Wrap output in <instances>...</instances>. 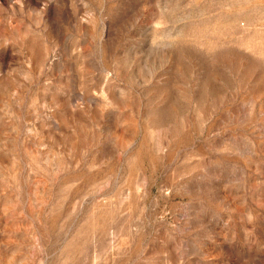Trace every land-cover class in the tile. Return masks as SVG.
Segmentation results:
<instances>
[{
    "label": "rangeland",
    "instance_id": "1",
    "mask_svg": "<svg viewBox=\"0 0 264 264\" xmlns=\"http://www.w3.org/2000/svg\"><path fill=\"white\" fill-rule=\"evenodd\" d=\"M0 264H264V0H0Z\"/></svg>",
    "mask_w": 264,
    "mask_h": 264
}]
</instances>
